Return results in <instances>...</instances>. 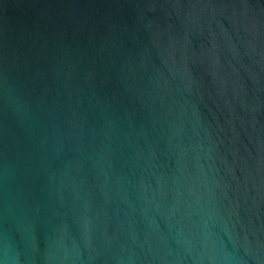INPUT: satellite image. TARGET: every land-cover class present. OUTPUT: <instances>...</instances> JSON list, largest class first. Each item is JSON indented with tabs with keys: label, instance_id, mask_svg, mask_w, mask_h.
I'll return each instance as SVG.
<instances>
[{
	"label": "water",
	"instance_id": "obj_1",
	"mask_svg": "<svg viewBox=\"0 0 264 264\" xmlns=\"http://www.w3.org/2000/svg\"><path fill=\"white\" fill-rule=\"evenodd\" d=\"M0 264H264V0H0Z\"/></svg>",
	"mask_w": 264,
	"mask_h": 264
}]
</instances>
